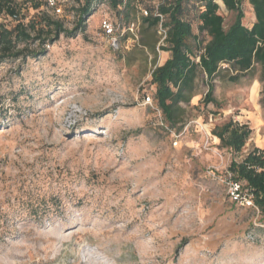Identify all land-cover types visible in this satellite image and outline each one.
Returning a JSON list of instances; mask_svg holds the SVG:
<instances>
[{
	"label": "rangeland",
	"instance_id": "374dc122",
	"mask_svg": "<svg viewBox=\"0 0 264 264\" xmlns=\"http://www.w3.org/2000/svg\"><path fill=\"white\" fill-rule=\"evenodd\" d=\"M128 1L126 17L102 0L84 34L61 36L44 57L0 64V264H264V210L227 193L231 161L264 153L260 66L239 74L221 64L216 104L206 106L199 69L181 104L187 122L172 129L153 101L154 55L139 45L144 11L163 0ZM216 1L227 27L232 14ZM11 2L24 22L52 14L43 0ZM74 6L62 7L67 28ZM243 11L250 27L247 3ZM104 19L118 27L116 48ZM12 20L0 15L8 28ZM192 27L198 62L209 38ZM155 30L159 66L169 54ZM230 120L251 130L238 153L212 134Z\"/></svg>",
	"mask_w": 264,
	"mask_h": 264
},
{
	"label": "trees",
	"instance_id": "16d2710c",
	"mask_svg": "<svg viewBox=\"0 0 264 264\" xmlns=\"http://www.w3.org/2000/svg\"><path fill=\"white\" fill-rule=\"evenodd\" d=\"M75 1L77 6L70 11L74 17L71 28L65 26L60 16L48 13V10L26 22L17 17L12 20L14 25L11 28L0 24V64L44 57L47 54L45 47L53 45L61 36L75 38L84 34L87 20L93 16L96 6L102 0ZM106 1L120 18L123 14L126 17L128 0ZM220 2L232 14V21L227 27L216 0H163L142 20L139 45L154 55V67L150 75L151 84L155 88L153 101L160 109L164 122L172 129H180L187 122L181 104H189L194 96L199 69L207 78V90L201 100L205 106L216 104L211 82L223 63L231 65L239 74L247 73L258 65L264 78V0ZM244 3L251 9L253 18L250 27L243 23ZM190 10L194 12L191 19ZM1 14L17 16L11 0H0ZM192 20L197 22L198 29L206 32L209 38L198 55V62L193 60L199 46L193 33ZM159 25L165 30V46H159L158 50L167 52L169 56L162 65L157 66L156 45L159 38L155 29ZM149 31L151 34L146 35ZM31 45L36 48H31ZM238 77L229 79L235 82ZM250 133L247 126L235 124L231 120L212 131L213 136L233 153L241 151ZM228 171L242 190L251 195L255 206L263 211L264 153L256 149L241 162L233 160Z\"/></svg>",
	"mask_w": 264,
	"mask_h": 264
},
{
	"label": "built area",
	"instance_id": "2783aa9c",
	"mask_svg": "<svg viewBox=\"0 0 264 264\" xmlns=\"http://www.w3.org/2000/svg\"><path fill=\"white\" fill-rule=\"evenodd\" d=\"M67 2V0H43V3L45 4L46 8L51 10L52 13L56 16H60L62 14V7L63 5H65V3ZM144 15L145 17L148 16V12L144 11ZM13 20L17 19V16H13L12 17ZM101 30L103 31V33L110 37V41H111V45L116 48L117 47V38L115 37V33L118 27L115 28V26L112 24V22H110L107 19H104L101 21L100 24ZM160 30L162 31L163 34V40L165 38V30L161 27V25H159ZM146 102H150V97H146ZM228 177V195L230 197V199L235 202V203H239L241 206L243 207H248V208H253V209H257V207L255 206L251 195L247 193V191H243L241 188V185L237 182H235L232 179V175L231 173L227 174Z\"/></svg>",
	"mask_w": 264,
	"mask_h": 264
}]
</instances>
